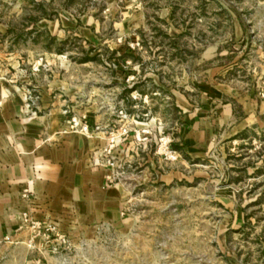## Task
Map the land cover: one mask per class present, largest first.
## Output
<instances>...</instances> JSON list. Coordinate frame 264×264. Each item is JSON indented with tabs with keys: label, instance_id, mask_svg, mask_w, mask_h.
Returning <instances> with one entry per match:
<instances>
[{
	"label": "rangeland",
	"instance_id": "374dc122",
	"mask_svg": "<svg viewBox=\"0 0 264 264\" xmlns=\"http://www.w3.org/2000/svg\"><path fill=\"white\" fill-rule=\"evenodd\" d=\"M43 51L75 113L98 108L115 128L123 111L150 133L124 142L117 221L3 248L0 264H264V124L199 156L179 145L183 111L219 84L264 99V0H0V72L40 74Z\"/></svg>",
	"mask_w": 264,
	"mask_h": 264
},
{
	"label": "crops",
	"instance_id": "0c3cea01",
	"mask_svg": "<svg viewBox=\"0 0 264 264\" xmlns=\"http://www.w3.org/2000/svg\"><path fill=\"white\" fill-rule=\"evenodd\" d=\"M49 23L53 26L50 34L59 36L58 21ZM41 60L40 74L31 68L22 73L13 66L14 78L0 72V251L51 247L54 235L48 241L33 237L31 221L53 223L64 239L72 238L82 230L86 233L117 221L118 206L127 203L119 182L110 185L106 168L94 167L90 161L89 155L107 143L112 124L105 118L106 112L94 107L79 110L87 113L92 132L69 131L63 110L74 112V107L68 104L62 81L45 74L49 64L45 54ZM53 80L59 84V93L53 91ZM262 84L264 88V80ZM214 88L223 101L216 97L208 101L207 96L200 107L183 111L180 152L199 156L209 140L264 124V99L239 93L225 83ZM27 89L38 94L32 108L35 115L25 106Z\"/></svg>",
	"mask_w": 264,
	"mask_h": 264
},
{
	"label": "built area",
	"instance_id": "2783aa9c",
	"mask_svg": "<svg viewBox=\"0 0 264 264\" xmlns=\"http://www.w3.org/2000/svg\"><path fill=\"white\" fill-rule=\"evenodd\" d=\"M138 44L137 42H135ZM133 46V44H131ZM39 66H33L31 68V71L36 72L38 70ZM38 99V94L35 93L31 89H27L25 93V106L28 111L31 112V114H36L35 111H33V107L36 104V101ZM63 112L68 116L66 120V128L74 133H83V134H90L92 132L90 124L88 121H86L85 116L82 114H77L75 112H72L65 108ZM119 114L121 118L124 120L122 124L115 128H111L107 134V143L102 148H98V150H95L90 155V161L92 166L98 167L102 166L106 168V179L109 182V184L116 183L120 181L124 175H125V166H126V159H124L123 155V143L127 140V137L130 135V133H133V135L139 139L144 138V140H147L150 133V128H140L139 130L135 129L132 125L133 116L129 117L126 113L123 111H119ZM130 119V120H129ZM132 121V122H131ZM137 122V121H135ZM132 126V127H131ZM98 128V127H97ZM96 128V129H97ZM142 136V137H140ZM171 139L168 138L165 140L164 138H160V142H162V146L160 147L162 149V154H164L165 158H171L175 159L177 156L175 150L170 148L168 146V142H170ZM23 197L28 198L29 194L26 193V191H23ZM25 222H27V219L25 218ZM29 228L32 229L33 237L40 236L43 240L48 241L52 238V235L56 237L60 242H65V239L63 236L59 235L58 229L55 224L47 222L42 223L39 221H31L29 223Z\"/></svg>",
	"mask_w": 264,
	"mask_h": 264
}]
</instances>
